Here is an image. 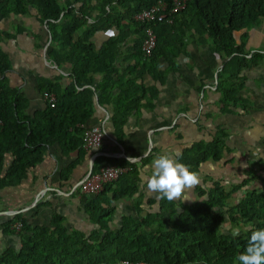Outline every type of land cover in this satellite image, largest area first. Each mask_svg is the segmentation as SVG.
Returning a JSON list of instances; mask_svg holds the SVG:
<instances>
[{"label":"trees","instance_id":"16d2710c","mask_svg":"<svg viewBox=\"0 0 264 264\" xmlns=\"http://www.w3.org/2000/svg\"><path fill=\"white\" fill-rule=\"evenodd\" d=\"M155 1L0 0L3 16L8 12L24 13L28 5L38 10L39 21L50 32L52 47L46 56L57 65L69 62L72 80L61 91L55 83L39 81L41 93L54 94V104L52 107L46 104L43 111L28 118L20 114L24 97L2 78L9 64L0 51V168L4 152L11 151L14 155L4 175L8 182L22 178L26 168L40 158L43 147L53 142L65 151L76 149L81 158L84 129L81 125L91 114L93 94L100 103L111 102L110 119L117 139L125 115L133 108L148 105L157 94L154 83L144 85L137 78L146 75L161 84L168 70L177 69L176 58L185 54L184 37L189 31L197 34L198 42L207 43L209 51L221 60L213 87L218 111L230 113L231 107L238 104L245 109L247 99L239 94L245 85L244 70L264 61V53H247L246 34L242 32L236 43L233 32L242 31L257 16H264V0H186L170 22L145 23L133 18ZM162 1L169 4L170 0ZM87 19H92V23L88 24ZM84 25L88 29L74 36V30ZM145 26L152 28L155 37L148 55L140 48ZM108 29L113 32L96 48L89 40L90 34ZM133 34L127 54L132 62L123 72L116 73L112 63L118 55V45ZM1 35L8 37L5 33ZM160 63L166 64L163 69ZM94 73L101 76L97 82L93 81ZM115 87L119 92L110 96ZM225 136L224 129L215 127L209 139L192 142L176 157L193 171L205 161L218 162L228 152ZM102 162L127 163L125 160L113 163L110 158L98 155L92 169ZM257 163L264 170V158ZM137 178L136 165L131 163L128 171L104 183L98 193L84 195L83 212L95 226L87 234L80 229L66 230L64 218L59 214L51 215L49 226L32 228L16 217L20 222L19 247L5 248L0 254V264H119L124 259L155 264H234V258L247 245L250 229L264 228V186L245 191L238 203L229 204L228 197L245 181L227 189L219 178L209 179L205 187L194 186L196 199L189 203L169 202L159 196L146 198L144 203L154 209H143V214L138 193L132 203L135 215L121 214L118 226H111L113 202L135 195ZM2 182L1 179L0 185ZM224 215L230 222L241 221L249 226L239 231V235L222 232Z\"/></svg>","mask_w":264,"mask_h":264},{"label":"crops","instance_id":"0c3cea01","mask_svg":"<svg viewBox=\"0 0 264 264\" xmlns=\"http://www.w3.org/2000/svg\"><path fill=\"white\" fill-rule=\"evenodd\" d=\"M262 17L264 18L263 15H259L256 20ZM86 22L92 23V19H87ZM84 27L85 25L74 30L73 35L80 36L88 29ZM108 30L110 32L95 30L90 34L89 40L96 48L113 32ZM236 32L239 33L238 38L242 32L246 34L245 48L254 47L252 45L264 48V28H245ZM0 33L8 35V37L0 36V51L6 55L9 64L2 78L10 88L24 97L25 104L20 114L32 118L46 107V102L42 99L39 90V81L47 80L55 83L61 91L72 81L69 62L61 61L57 65L46 56V52L52 47L50 32L46 24L39 21L38 10L33 6H26L24 13L8 12L6 16L0 14ZM133 38L134 34L129 35L118 45V55L112 63L116 73L123 72L132 62L127 54ZM184 38L185 54H180L176 58L174 64L177 65V69L168 70L161 84H156L146 75L137 78V81L144 85L154 83L157 86V94L149 100L148 105H144V100L141 99L140 103L143 105L133 108L125 115L120 126L121 133L117 139L110 119L111 102L103 100L100 103L95 94L92 95L91 114L81 125L83 128L101 125L104 138L101 149L94 152L97 156L108 157L113 163L127 161L129 158L134 160L138 173L136 180L138 191H140L139 183L143 180L141 176L152 169L151 161L156 155L168 153L176 157L179 149L187 145L192 132L188 136L185 133L190 130L193 118L196 121L200 117L194 112L198 111L200 106L202 109V105L205 106V103L207 104L211 99L208 89L214 87L215 74L221 60L215 53L209 51L207 43L198 42L197 34L189 31ZM253 39L256 41H252ZM56 46L58 49L60 43ZM165 65L160 63V68L163 69ZM100 77L99 73L92 75L94 82L99 81ZM250 81L252 80H248V83ZM249 91H251L250 98L245 96L248 98L247 101L251 100V106L245 107V109L250 107L249 116L245 115L244 120L241 121L240 115H244L241 114L244 110L231 107L232 118L229 113H223L228 115L223 122L228 118L232 121L234 135L228 136L225 143L228 152L232 144L234 151L240 156L238 164L234 167L240 170L244 167L251 168L250 174L255 175L256 169L262 167L257 161L264 158V133L261 136H251V133L256 132L257 127L253 128L251 125L253 122L251 119L256 121L251 114L259 111L258 120L261 124L264 123V100L256 99L257 93L254 90ZM118 92V88L115 87L110 96L115 97ZM254 107L255 110H251ZM246 117L250 123L247 122ZM23 123L27 125V122ZM175 133L181 134V138H176ZM254 140L255 142L260 140L258 141L260 146L257 149L251 147ZM243 147H248V150L243 149L242 152ZM13 159L14 155L11 151H6L2 155L0 254L7 247L13 250L19 247L18 231L12 226L19 221L15 220L16 217L32 228L49 226L51 215L59 214L64 218L63 224L66 230L80 229L81 217L86 216L83 212L85 196L72 191V188L89 170L90 151L83 150L80 158L76 149L65 151L57 142L45 145L40 158L26 168L23 177L10 183L4 175ZM247 160L252 161L247 162ZM247 163H252L251 167ZM220 170L226 173L230 167L222 166ZM262 186L264 185L252 189L260 190ZM151 198L155 197L151 196ZM174 201L177 203L176 199Z\"/></svg>","mask_w":264,"mask_h":264},{"label":"rangeland","instance_id":"374dc122","mask_svg":"<svg viewBox=\"0 0 264 264\" xmlns=\"http://www.w3.org/2000/svg\"><path fill=\"white\" fill-rule=\"evenodd\" d=\"M246 28H264V18H256L249 23ZM260 30V29H259ZM238 32H233V38L235 40V42H238ZM252 41H256V39H253ZM254 43V42H253ZM256 44V43H254ZM246 46V44H244ZM254 47H247L245 48L247 53L252 52V51H258L260 53H264V48L261 47H255V45H252ZM257 48V49H256ZM248 56V55H247ZM244 73L246 75V79L245 80V84L244 87L239 91V94L241 96H243L244 98H246L248 96V98H250V94L251 91L249 90H254L257 94H256V99L259 100H264V61L258 62L256 65L251 66L250 68L244 70ZM248 80H252L250 81V83H248ZM215 82V79H214ZM251 83H253L254 85H252ZM213 86V84H212ZM247 86L249 87L247 89ZM210 95V101L206 104L205 106L202 105V109L201 106L198 108V111L194 112V114L198 113V115H200V117L195 121L193 118V122L190 126V130L188 132H186L185 134H187V136L189 135L190 132L191 135L189 136L188 140H187V145L184 147L189 146L192 142L197 141V140H207L208 139V135L212 136L215 133V127L218 128H222L225 130L226 132V136L225 138H227L228 136L231 137V135H234L233 131H232V121L228 118L227 120H225V122H223V119L225 117H227L228 115H223V113H220L218 111L217 105L214 102V100L216 99V93L213 91V87L208 89ZM246 96V97H245ZM248 98H246L248 100ZM213 100V101H212ZM250 101H247V103L249 102V104H247L246 106H251ZM256 102V101H255ZM205 107V108H204ZM204 108V110H203ZM232 108H241V110H244L243 113L244 115H240L241 116V121L244 120V116L247 115L249 116L250 112H248V109L250 108H246L243 109L240 104L232 106ZM255 110L254 108H251V110ZM250 110V111H251ZM255 112V111H254ZM256 113V112H255ZM253 113L251 114L252 117L256 118V121H254V119H251V121H253L251 123V125L253 126V128H255L256 126V132L251 133L252 135H256V136H261V134L264 133V123L261 124V122H259V111L258 113ZM197 116V115H196ZM224 116V117H223ZM229 116L232 118V115ZM197 118V117H196ZM247 118V117H246ZM247 122L250 123V121L247 118ZM257 133V134H256ZM176 138H181V134L179 133H175ZM185 137V135L183 136ZM236 140V139H235ZM260 142V140H258ZM257 142H255V140L253 141V143H251V147L252 149H257L260 144ZM249 146V145H248ZM181 147L179 150H181ZM234 146H232V144H230V149L229 152L224 153L223 156L221 157V159L217 162H212V161H205L203 163H200V165L197 167L196 171L200 177V183L198 184L199 186H208L209 185V179H220L222 182V185L224 186V188H229L230 185H235L240 183L241 181H245V183H242L239 187L238 190H235L231 193L230 197H228L227 202L229 204H236L238 203L239 198L244 194L245 191H249L252 188H259L261 185H264V170L262 167H259L257 170V173L255 175L250 174V172H248V168H242L241 170L239 168H235L234 166H236V164H238V158H240L239 154L237 152L234 151ZM246 148V149H245ZM244 150H248V147H243L241 148L242 152ZM180 151H178L177 153H179ZM264 152V150H263ZM248 161H252V160H247ZM252 163H247V165L249 167H251ZM228 165L230 167V170L227 171L226 173L221 169V167ZM247 166V167H248ZM150 171H148V173H146L145 175L143 174L141 176V178L145 177V176H150L151 175V171L152 169H149ZM228 174V177H226V175ZM138 179V178H137ZM146 183L142 180V182L139 183L140 186V191H138L137 188V193L133 196H131L130 198H124V199H120L118 201L113 202V206H114V211H113V216L111 218V222L110 225L111 226H118L119 224V216L121 214H126L129 213L131 215H135V212L133 210L132 207V203L136 200V195L139 193V197H137L139 199V206L142 208V211L140 212V214H143L144 210L147 211H152L154 208V206L152 205L151 207H148V205H146L144 203L146 198H151L158 197L157 193L154 192H150L147 190V187L145 185ZM196 199V194L194 191V187L186 189L184 191V193L182 194L180 199H176L177 202H182V203H189L192 202L193 200ZM144 209V210H143ZM94 225L88 220V218L86 216L81 217V224L79 225L80 230L84 231L85 234H87L89 232V230L93 229ZM249 226V223H244L241 221H237V222H230L227 217L224 215V220L223 223L221 225V231L222 232H231L234 233L237 230L241 231L243 229H245L246 227Z\"/></svg>","mask_w":264,"mask_h":264},{"label":"built area","instance_id":"2783aa9c","mask_svg":"<svg viewBox=\"0 0 264 264\" xmlns=\"http://www.w3.org/2000/svg\"><path fill=\"white\" fill-rule=\"evenodd\" d=\"M186 0H170L169 4L165 3L162 0H156L148 7L140 10L134 15L136 21L145 22V23H154L159 21L170 22L172 15L175 12L183 9ZM108 32H110L108 30ZM144 38L141 42V50L145 55H148L150 50L154 45V33L152 28L145 26ZM42 99L48 104L49 107H52L54 104V94L52 92L43 91L41 93ZM1 124V120H0ZM103 129L100 124L85 127L81 135V148L83 150L90 151V166L86 174L73 186L72 191H76L81 195H95L101 189L104 183L110 182L116 179L119 175L125 173L130 169L131 163L134 162L132 158L127 159L126 164H110V163H99L92 169V164L94 158L97 156L96 152L102 143L103 138ZM16 230L20 227V222H15L12 225ZM98 264H109L106 262H100ZM119 264H155L152 262L142 261V260H121Z\"/></svg>","mask_w":264,"mask_h":264},{"label":"clouds","instance_id":"9594fccd","mask_svg":"<svg viewBox=\"0 0 264 264\" xmlns=\"http://www.w3.org/2000/svg\"><path fill=\"white\" fill-rule=\"evenodd\" d=\"M130 159V158H129ZM151 175L143 177L147 190L169 202L180 199L186 189L200 183L197 172L174 155L161 153L151 161ZM245 249L234 258V264H264V228H251ZM239 235V231L233 233Z\"/></svg>","mask_w":264,"mask_h":264}]
</instances>
